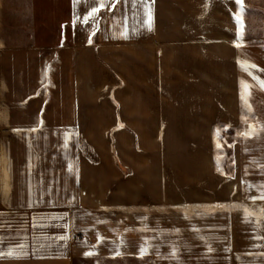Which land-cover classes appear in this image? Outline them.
<instances>
[{"label": "crops", "instance_id": "0c3cea01", "mask_svg": "<svg viewBox=\"0 0 264 264\" xmlns=\"http://www.w3.org/2000/svg\"><path fill=\"white\" fill-rule=\"evenodd\" d=\"M238 16L0 0V264H264V58Z\"/></svg>", "mask_w": 264, "mask_h": 264}, {"label": "rangeland", "instance_id": "374dc122", "mask_svg": "<svg viewBox=\"0 0 264 264\" xmlns=\"http://www.w3.org/2000/svg\"><path fill=\"white\" fill-rule=\"evenodd\" d=\"M244 11L240 17L242 19V35L247 46H241L242 53L250 57L264 58V0H243ZM262 24V26L260 25ZM244 120L262 117L259 111L249 110L244 107ZM240 127H218L216 129V153L220 168L231 171V152L234 142L240 133Z\"/></svg>", "mask_w": 264, "mask_h": 264}, {"label": "snow or ice", "instance_id": "6c2138e0", "mask_svg": "<svg viewBox=\"0 0 264 264\" xmlns=\"http://www.w3.org/2000/svg\"><path fill=\"white\" fill-rule=\"evenodd\" d=\"M236 2H237V4L238 5H240V9H241V13L244 11V8H243V0H236ZM103 6V5H102ZM93 11H97V9H94ZM237 20H238V22H240L241 23V25H242V19H241V17H237ZM261 83V86H264V81H261L260 82ZM260 131H264V127H262L261 129H260ZM255 132H256V129L255 128H253L251 131H249L248 133H245V135L246 136H248V135H253V134H255ZM143 251V250H142ZM89 255L91 254V253H88Z\"/></svg>", "mask_w": 264, "mask_h": 264}]
</instances>
